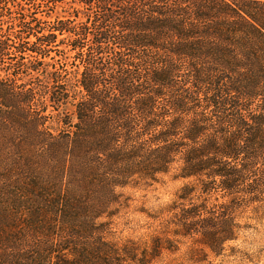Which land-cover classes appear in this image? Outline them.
I'll return each mask as SVG.
<instances>
[{"label": "trees", "instance_id": "1", "mask_svg": "<svg viewBox=\"0 0 264 264\" xmlns=\"http://www.w3.org/2000/svg\"><path fill=\"white\" fill-rule=\"evenodd\" d=\"M167 176L212 251L264 204V0H0V264H149L106 235Z\"/></svg>", "mask_w": 264, "mask_h": 264}, {"label": "rangeland", "instance_id": "2", "mask_svg": "<svg viewBox=\"0 0 264 264\" xmlns=\"http://www.w3.org/2000/svg\"><path fill=\"white\" fill-rule=\"evenodd\" d=\"M57 16L65 19L68 14L60 10L52 19ZM185 183L167 176L147 187L121 190L123 208L111 221L108 240L118 245L132 243L140 252H145L155 237L173 241L168 246L172 250H163L161 256L149 264H264V204L257 210L242 212V218L238 219L242 227L238 237L215 251L205 246L199 237H194V241L170 233L171 227L166 228L172 216L169 207L178 202V193Z\"/></svg>", "mask_w": 264, "mask_h": 264}]
</instances>
